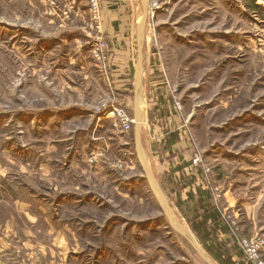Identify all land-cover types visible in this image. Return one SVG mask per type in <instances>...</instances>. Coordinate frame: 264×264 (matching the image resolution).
Here are the masks:
<instances>
[{
  "label": "rangeland",
  "instance_id": "374dc122",
  "mask_svg": "<svg viewBox=\"0 0 264 264\" xmlns=\"http://www.w3.org/2000/svg\"><path fill=\"white\" fill-rule=\"evenodd\" d=\"M127 1L125 29L141 13L140 0ZM99 3L105 60L93 54L88 0H0L4 263L206 264L189 238L170 227L151 192L133 127L123 132L105 113L121 100L133 115V79L125 94L108 83L111 49ZM147 3L142 149L176 216L216 260L202 242L216 237L205 225L201 236L194 232L190 197L178 196L200 168L214 206L238 223L243 175L247 192L253 180L264 185V0ZM128 33L133 76L136 27ZM172 131L177 141L186 139V149L163 141ZM185 150L192 166L182 175L173 169ZM195 153L199 165L192 163ZM232 169L240 181L217 198L214 187L227 190ZM252 234L259 233L245 236ZM22 241L26 247L18 249ZM239 249L230 245L232 254Z\"/></svg>",
  "mask_w": 264,
  "mask_h": 264
},
{
  "label": "crops",
  "instance_id": "0c3cea01",
  "mask_svg": "<svg viewBox=\"0 0 264 264\" xmlns=\"http://www.w3.org/2000/svg\"><path fill=\"white\" fill-rule=\"evenodd\" d=\"M74 1V0H73ZM130 5V2L127 0H101V19L106 32L107 42L110 46L111 53L109 54V63L107 71L108 83L111 86V83L115 90L120 92H128L131 80L133 76L131 75L132 70L130 67L131 63V34L129 35L128 31L130 30L133 33L136 23L132 20L131 24L127 25L125 29L123 25L130 19V15L126 8ZM74 6V5H73ZM76 7H80L76 3ZM123 26V28H121ZM130 26V27H129ZM186 139L180 138L176 143H171L172 145L184 146L183 149L188 147ZM190 155L188 151H184V157L188 158ZM230 173L227 191L229 192L230 188L236 181H240V177L233 175V169L227 170ZM228 173V174H229ZM203 175V174H202ZM206 179L204 176L198 178L194 181V184L187 185L181 190V195H179L180 200H184L186 197V192L191 190L193 195L188 199L189 205L193 208L192 219L196 222L202 218L203 213L205 212L206 205L209 204L210 207H214L212 196H207L203 192V187L205 185ZM259 183L258 186L256 183ZM243 188L240 193V197H237L240 210V219L239 220V234L248 235L252 232L259 233L264 235V185H261L260 181L253 180V183L250 184V191H246V175H243L242 178ZM201 185V186H199ZM231 186V187H230ZM230 187V188H229ZM199 188V191H197ZM236 198V197H235ZM226 206L233 208V205L228 204V199L225 197ZM218 211V219L216 221V231L214 230V225L210 224V221L207 219L203 225L207 230L213 228L216 236L217 243L221 244L223 247L230 249V245H235V239L232 236L229 225L224 222L221 218V211L219 208H216ZM212 230V232H213ZM7 243V242H6ZM4 244L2 247L6 248L7 244ZM215 243V242H214ZM2 243H0L1 245ZM15 247V246H14ZM18 249L21 247H26V242L22 241V245L19 244ZM0 247V249H3ZM4 258H8L6 253L3 251L0 252V264L4 263ZM8 263V262H7ZM6 263V264H7Z\"/></svg>",
  "mask_w": 264,
  "mask_h": 264
},
{
  "label": "water",
  "instance_id": "95a60500",
  "mask_svg": "<svg viewBox=\"0 0 264 264\" xmlns=\"http://www.w3.org/2000/svg\"><path fill=\"white\" fill-rule=\"evenodd\" d=\"M141 3V17L140 20L136 22V42H137V57H136V66L134 68L133 73V107L132 113L135 118V122L133 124V139L135 151L137 154L138 161L142 168L143 173L145 174L150 190L156 198L160 208L162 209L163 214L167 218V221L170 227L178 232L179 234L185 237H193L196 240V250L199 254L204 258L207 264H219L216 260L214 263L211 259H209L204 252L201 250L200 241L194 235L189 227L184 226L177 219L176 214L174 212L171 201L168 196L164 192L158 178L154 174L149 161L142 149V126L146 117V113L144 109L140 106V94H141V86H142V74H143V62H142V38L145 31V24L147 19V0H140Z\"/></svg>",
  "mask_w": 264,
  "mask_h": 264
},
{
  "label": "built area",
  "instance_id": "2783aa9c",
  "mask_svg": "<svg viewBox=\"0 0 264 264\" xmlns=\"http://www.w3.org/2000/svg\"><path fill=\"white\" fill-rule=\"evenodd\" d=\"M100 3L99 0H88V9H89V18L86 21L87 28L93 30L94 34V48L93 54L99 60L106 59V50L105 43L101 36V20H100ZM180 103L176 102V106H179ZM107 111L105 112L107 116L113 117V124L123 132H128L134 124L135 119L133 115L126 109L125 106L121 104L112 102L109 105L105 106ZM202 159L199 153H195L192 157L193 164H201ZM209 167H205V170H208ZM215 196L217 198L225 196L224 189L216 184L214 187ZM223 219L229 225L231 233L242 251L244 257L251 262L252 264H264V236L260 234H252L249 236L239 234V226L236 220V216H232L228 213H222Z\"/></svg>",
  "mask_w": 264,
  "mask_h": 264
},
{
  "label": "trees",
  "instance_id": "16d2710c",
  "mask_svg": "<svg viewBox=\"0 0 264 264\" xmlns=\"http://www.w3.org/2000/svg\"><path fill=\"white\" fill-rule=\"evenodd\" d=\"M125 93L126 92H122V94H125ZM117 103L121 104V105H124L126 107V109L128 110V107L126 106L124 101L117 100ZM178 138H179L178 137V132H176V131L173 132L172 131L170 133V139L166 141V139L163 138V141H165L166 144H170V143H175L178 140ZM190 158L189 157L188 158H183L184 159L183 162H181V163L179 162L178 166H176L175 169H173L174 172L181 173L182 175L184 173H187L189 168L192 166ZM191 175L193 176V179L187 185L194 184V181L196 179L201 178L203 176L202 175V171H201L200 168H197V170L194 172V174H191ZM184 183L186 184V182H184ZM185 184H182L181 188L185 187L186 186ZM199 186H201V185H199ZM197 191H199V188H197ZM204 192L207 194V196H210L208 188L203 187V192H201V193H204ZM186 194L189 197H192V195H193L191 190L187 191ZM176 204L179 205V200L178 199H176ZM217 216H218L217 209L214 208V207H210V205L207 204L206 208H205V212L202 215V218L200 220H198V222H195L196 223L195 225L193 224V222H191L192 229L194 230V232H196V234L201 236L202 235L201 234L202 229H204V228H201V226H203V223H205V221L208 219L210 221V224L214 225V230L216 231V225L215 224H216V221L218 219ZM212 230H213V228H211V230H210L211 233H213V237H216L214 230H213V232H212ZM202 242H203L206 250L208 252H210L212 254V256L220 264H251L247 259H245L242 256V253H241L240 249H239V251L235 252V254H232V252H230V249L226 248L225 246L223 247L221 244H219L217 242L213 243V241L208 242L206 240L205 241L202 240ZM215 246L217 248L214 249Z\"/></svg>",
  "mask_w": 264,
  "mask_h": 264
},
{
  "label": "bare ground",
  "instance_id": "6f19581e",
  "mask_svg": "<svg viewBox=\"0 0 264 264\" xmlns=\"http://www.w3.org/2000/svg\"><path fill=\"white\" fill-rule=\"evenodd\" d=\"M140 17H141V13H140V15H139V17H138V20L137 21H139L140 20ZM144 33H145V31H144ZM143 37H144V35H143ZM139 103H140V106L142 107V105H143V98H142V96H140V101H139ZM134 118V117H133ZM135 119V118H134ZM135 122V121H134ZM144 122H145V120H144ZM177 217V216H176ZM177 219L180 221V219L177 217ZM180 223H182L181 221H180ZM183 224V223H182ZM184 226H186V227H188L187 225H185V224H183ZM189 238V241H190V243H191V245L193 246V248H194V250L197 252V254L199 255V257L207 264V262L204 260V258L199 254V252L196 250V248H195V246H196V240H195V238H193V237H188ZM200 247H201V250L204 252V254L209 258V259H211L214 263H216L211 257H210V255H208V253L202 248V246L200 245Z\"/></svg>",
  "mask_w": 264,
  "mask_h": 264
}]
</instances>
